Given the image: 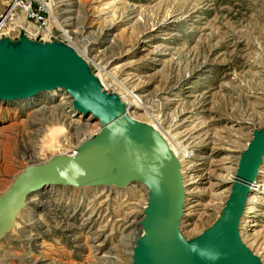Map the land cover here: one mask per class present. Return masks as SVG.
I'll return each instance as SVG.
<instances>
[{
    "label": "rangeland",
    "instance_id": "rangeland-1",
    "mask_svg": "<svg viewBox=\"0 0 264 264\" xmlns=\"http://www.w3.org/2000/svg\"><path fill=\"white\" fill-rule=\"evenodd\" d=\"M50 22L53 40L72 46L132 118L172 145L185 191L179 230L201 233L264 125V0H52ZM31 26L17 12L0 36ZM99 130L63 90L0 100V194L27 165L71 154ZM255 179L239 234L264 264V158ZM146 200L138 182L46 186L0 238V264H130Z\"/></svg>",
    "mask_w": 264,
    "mask_h": 264
},
{
    "label": "water",
    "instance_id": "water-1",
    "mask_svg": "<svg viewBox=\"0 0 264 264\" xmlns=\"http://www.w3.org/2000/svg\"><path fill=\"white\" fill-rule=\"evenodd\" d=\"M57 89L68 94L77 112L98 120L100 130L73 154L29 164L13 177L0 194V238L14 226L28 196L46 186L138 182L147 188V200L130 264H262L242 241L239 220L264 156V125L253 130L240 152L218 218L185 238L179 230L185 198L181 164L159 131L132 118L126 102L103 86L72 46L33 39L24 31L16 38L0 36V100L29 99Z\"/></svg>",
    "mask_w": 264,
    "mask_h": 264
},
{
    "label": "built area",
    "instance_id": "built-area-1",
    "mask_svg": "<svg viewBox=\"0 0 264 264\" xmlns=\"http://www.w3.org/2000/svg\"><path fill=\"white\" fill-rule=\"evenodd\" d=\"M52 0H0V35L4 34L7 20L17 12H21L32 24L31 32H26L28 37L53 40L56 32L50 22V6ZM19 27H21L19 25ZM22 29V28H20ZM19 29V30H20ZM26 31V30H25ZM75 150L72 151L73 154Z\"/></svg>",
    "mask_w": 264,
    "mask_h": 264
},
{
    "label": "bare ground",
    "instance_id": "bare-ground-1",
    "mask_svg": "<svg viewBox=\"0 0 264 264\" xmlns=\"http://www.w3.org/2000/svg\"><path fill=\"white\" fill-rule=\"evenodd\" d=\"M65 33V32H64ZM55 91V90H54ZM134 97V96H133ZM132 97V98H133ZM135 100H136V97H135ZM128 101V100H127ZM134 101V100H133ZM127 104H128V102H126ZM132 103V102H131ZM169 147L171 148V150L176 154V151L174 150V148L172 147V145H170L169 144ZM263 158H264V156H263ZM263 158H262V160H263ZM262 164V163H261ZM260 167V166H259ZM259 167H258V173H259ZM257 173V174H258ZM257 177V176H256ZM255 177V178H256ZM256 185V179L254 180V182L253 183H251V186H250V189L252 190L253 188H254V186ZM83 186H87V185H83ZM112 186V185H111ZM248 198V197H247ZM26 203H28V201H27V199H26Z\"/></svg>",
    "mask_w": 264,
    "mask_h": 264
}]
</instances>
